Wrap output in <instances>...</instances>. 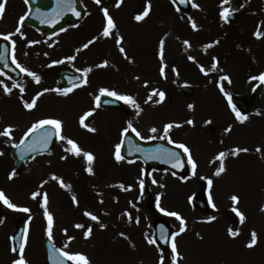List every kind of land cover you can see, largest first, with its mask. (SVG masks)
Segmentation results:
<instances>
[{
	"label": "rangeland",
	"instance_id": "rangeland-1",
	"mask_svg": "<svg viewBox=\"0 0 264 264\" xmlns=\"http://www.w3.org/2000/svg\"><path fill=\"white\" fill-rule=\"evenodd\" d=\"M189 2L191 9L183 14L170 0H122L119 7L117 0H101L100 4L83 0L91 15L77 30L69 32L73 37L86 29L91 35L88 41L94 40L85 49L90 57L84 60L79 54L73 64L80 69H91V82L86 87H96L99 80L105 83V89L122 96L130 94L139 103L145 96L156 93L130 121L120 113L109 112L101 116L95 132L84 130L81 113L92 96L87 89L65 96L48 83L39 82L28 91L10 88L11 92L5 94V79L0 74V131L8 126L13 129L11 139L0 136V191L18 207L30 209L24 213L4 204L0 208L3 223L10 224L9 229L0 227V264H12L20 256L11 251L12 218L27 222L23 251L27 264L43 263L47 220L40 204L45 193L47 208L53 217L51 241L57 249L83 254L89 264H159L162 256L164 264H171V246L162 253L156 243L147 242L154 239L152 223L157 218L171 225V244L172 233L179 231L180 221L157 209L158 195L165 212H177L186 222L185 232L175 237L177 264H264V83L250 80L264 73V35L260 38L254 35L258 30L264 33V0H229L223 8L239 14L234 22L221 19L222 0ZM194 3L199 7H193ZM149 4L148 16L136 21L134 17ZM104 8L115 24L108 37L101 35L107 24ZM192 22L197 25L196 29ZM24 31L41 38L32 30ZM117 36L122 37L121 46L127 58L119 51ZM64 39L69 41L68 35ZM161 40L164 41L163 76L159 57ZM210 44L211 47H206ZM189 56L195 59L189 60ZM20 58L18 61L16 56L15 60L21 67L29 71L37 69L29 57L21 55ZM213 58L217 63L215 70L211 67ZM104 61L108 62L107 66L97 67ZM201 66L207 74L201 72ZM95 69L98 77L94 80ZM23 74L28 77L27 73ZM223 76H228L230 82L222 80ZM182 85L194 89L191 96L180 93ZM161 90L165 96L157 103L160 99L156 96ZM37 91L42 95L35 108L25 109L23 102H31L37 97L34 94ZM224 93L250 103H247L250 110L244 114L248 117L245 122L237 121ZM94 94L97 97L96 91ZM125 105L132 106L128 102ZM189 105L193 107L190 109ZM48 118L62 121V135L75 141L81 154L65 151L70 145L58 139L54 149L26 161L23 169L9 179L13 173L9 149L20 142L34 122ZM188 120L193 124H188ZM128 121L136 128L144 127L145 131L154 126L164 128L169 123L180 125L170 131L182 132L178 144L189 149L186 153L189 174L184 178L160 171L142 179L145 171L138 161L117 162L115 146L119 129ZM229 127L231 130L225 132ZM258 147L261 152L256 151ZM235 148L249 151L233 156ZM84 152L91 153L95 159L89 163ZM221 152L226 154L225 171L217 176L215 172L221 164L217 157ZM82 159L86 164L81 163ZM88 167L92 168V174L86 171ZM60 180L66 187L60 186ZM141 180L143 188L139 184ZM199 180L207 182L205 192L210 210L207 215L199 213L191 204ZM208 180H212L210 187ZM33 192L40 193L35 200ZM233 195L239 198L236 204L231 200ZM234 207L243 214V222L232 211ZM85 211L97 216L98 221L86 217ZM232 215L237 220L230 222ZM208 217L215 219L209 221ZM101 223L104 228L100 227ZM77 224L84 227L77 228ZM89 226L92 232L85 238L83 233ZM230 228L238 235L230 237ZM253 231L257 234V243L249 248L246 245Z\"/></svg>",
	"mask_w": 264,
	"mask_h": 264
},
{
	"label": "snow or ice",
	"instance_id": "snow-or-ice-1",
	"mask_svg": "<svg viewBox=\"0 0 264 264\" xmlns=\"http://www.w3.org/2000/svg\"><path fill=\"white\" fill-rule=\"evenodd\" d=\"M95 2L97 4H100L101 0H95ZM182 2H183V0H182ZM228 2H229V0H222V3H221V7H222L223 10L220 12V17H221L222 20H225V21H227L228 16L230 15V11L227 8H223V5L224 4H227ZM5 3H6V0H3V2H0V18H2V14L5 11ZM24 3L25 4H28L29 3V0H24ZM58 3H61L63 5V7L66 8L67 10L71 11L73 13V15H76V16H79L80 15V13L77 12L76 9H75V7H74L75 0H58ZM121 3H122V0H117L116 6L119 7ZM192 6L193 7H197V8L199 7V5H197L195 3ZM149 10H150V4L147 7H145V9L143 10L142 13L137 14L134 17V19L136 21L143 20L145 17L148 16ZM102 11L104 13V17H105V19L107 21V24L104 27L101 35L103 37H108V36H110L112 34V29L115 28V24H114V22L112 20V17L109 15L108 9L107 8H104V9H102ZM24 19H25V17L24 16H21L20 17V21L18 23H22ZM41 22L43 23L44 21L41 20ZM192 27H193V29H196L197 28V25L195 24V22H192ZM19 32H20V27L18 26L16 28V33H19ZM12 35H14V33H10V34H0V36H2L3 39H5V40L10 39V37ZM254 35L257 38H260L262 35H264V33H261L258 30L256 33H254ZM14 43L15 42L13 41V49H14ZM92 43H94V40H89L87 43H85L83 45V48H88L89 45L92 44ZM184 43L185 44H188L189 42L188 41H184ZM116 44L119 47V51L122 54L125 55V58H127V54L125 52V49L121 46V44H122V37L117 36V38H116ZM211 46L212 45L210 44V45H207L206 47H211ZM159 57H160V60H161L160 74L163 76L164 75V41L163 40L160 41ZM68 59L69 60H72V59H75V57H69ZM188 59L189 60H194L195 58L192 57V56H189ZM2 60H3V56L0 55V61H2ZM213 60H214V62H213V64H212L211 67H212V70H215L217 68V63L215 62V58H213ZM12 63L16 64V67L17 68H20V71L21 72H25V73H27V75L31 76L36 83H39L40 82V77L36 73L31 72L28 69L21 67V65H19V63H17V61L15 60L14 56H13V59H12ZM107 63H108L107 61H104L101 65H97V67L107 66ZM83 71H84V74L86 76L87 73L91 71V69L88 68V69H84ZM174 71H175V69H174ZM201 72H204L205 74H207V71L205 70V68L203 66H201ZM76 79H79V77H77ZM221 79L222 80H227V81L230 82V79H229L228 76H223V77H221ZM250 80H259L262 83H264V73H261L259 76L250 77ZM83 82L86 84L87 83V79H85ZM75 86H79V85H75ZM14 87H19V86L18 85H14ZM72 90H73L72 88H69V89H66V90L55 89L56 92H58V93H60L62 95H65V96L68 95V93L71 92ZM220 90H221V92H224L223 87H221ZM20 91L23 92L24 89L21 88ZM44 91L46 92V91H49V90L48 89H45ZM4 92H5V94H9L11 92V89L5 85L4 86ZM100 92L102 94L103 93H107V95H109V96H114L117 99L124 100L125 102L131 103L133 105L136 104L135 100L131 96H122V95H119L115 91H109V90L103 89V88L100 89ZM39 95H42V93H38L37 94V97H34L31 102L24 101L23 102L24 108L27 109V110H29V111H31L32 109H34L35 106H36V102H37V99H38ZM153 95H156V93L153 92L148 97V99L151 100ZM224 95L228 98L229 106L232 108V111L235 113V116H236L237 121H239L240 123L245 122L248 119L247 115H244L240 111H237V109L235 108V106L232 105L231 97L228 95V93H224ZM164 96H165V94L163 92H159L160 100L159 101H156V102L159 103V102L163 101ZM96 99L99 100V97H96ZM136 107L139 108L138 105H136ZM188 107L191 109L193 106L192 105H189ZM87 115H91V112L88 113ZM80 123H81L82 126H86L84 124V118L83 117H81ZM187 123L191 125V124H193V121L192 120H188ZM208 123H210V121ZM46 126H50V128H46ZM174 126L175 127H180V125H178V124L177 125H173L171 123L164 125V128H163V136H161L160 138L161 139L167 138L169 131ZM130 129H131L132 132H134L136 134V136L140 137L141 139L144 138V137L141 136V134H140L139 131H137L135 128L132 127L131 123H129L128 126L122 130L121 136L123 137L125 134H127ZM88 130L89 131H92V132H95L96 131V129H94V128H89ZM230 130H231L230 127L229 128H226L225 129V132H228ZM12 131H13L12 127L11 126H8L3 131H0V136L8 137L9 139H11L12 138V136H11ZM149 131L151 133H156L157 132V129L155 127H153L151 129H149ZM35 133H40V135L37 138V140L34 141L33 145H30L29 146L30 150H32V151H35V144H37V143L43 144L46 147L47 144L50 142L53 134H55V136L57 137V139H59L61 141H66V143L68 145H70V147L67 148V149H65V151L71 152V153H73L74 155H77V156H79L81 154V151L82 150L79 148V146L77 145V143L75 141H73L72 139L66 138L65 136L62 135V121H60L58 119H52V118L42 119V120H39V121L34 122L31 125V127H29L27 129V131L24 132V135H23V137H21L19 144L18 145H13V146L14 147H19L20 145H23L25 143V140L31 134H35ZM155 138H156L155 136L148 137V139H155ZM169 143H173V141L171 139H169ZM115 147H116L115 159L117 160V162H120L121 160L124 159V157L120 154L121 145L120 144H117ZM177 147L183 149V151L185 153H188L189 152V149L185 145H183V144H177ZM137 151H139V149H137ZM247 151H249V150L246 149V148H235V149L232 150V153L231 154L233 156H235V155H238L240 152H247ZM256 151L257 152H261L262 150L258 147L256 149ZM0 154H2V153H0ZM83 155L87 159V161H89V163H91L95 159V157L91 153L84 152ZM166 155L168 156V158L170 160L177 161V163H174L173 164V167H177L178 164H179V154L176 153V152H169ZM225 155L226 154L224 152H221V153L218 154L217 159H220L221 160V164H220L219 169L215 172V175H217V176H219L223 171H225V166L223 164V157ZM64 158L65 157H62V159H64ZM188 159H189V162L192 163L193 169H195V167H196L195 162L192 161V158H191L190 155H189ZM86 171L89 174H92V171L93 170H92L91 167H88L86 169ZM14 174L15 173L10 174L9 179H11ZM52 178L53 179H59V178H57L55 176H53ZM143 183L144 182L141 180L140 181V184H141V187L142 188H143ZM153 183H155V181H153ZM208 185H209V187L212 185V180H208ZM60 186L61 187H66V185L64 184V182L62 180H60ZM39 195H40L39 192H33L32 193V199H34V200L37 199V197ZM72 200H73V203H76L77 202L75 196L72 197ZM231 200L233 201L234 204H236V203H238L239 198L237 196L233 195L231 197ZM0 201H2L3 204L5 206H7L9 209H13V210L20 211V212H24V213H27V212L30 211V209L27 208V207L21 208V207H18L16 204L12 203L5 196V194L2 191H0ZM156 201H157V204H156L157 209L160 212H164L166 215L175 217L178 221H180L179 231L172 233V241L173 242L171 244V250H172L171 264H177V260L179 258V253L177 251V247H176V244H175V237L178 236V235H180L181 233L185 232V230H186L185 223L186 222L180 216V214L177 213V212H165V210L160 207V204H159L160 196L159 195L157 196ZM47 203H48V196L45 193V194H43V202L40 204V207L44 209L43 215H44V218L47 220V227L45 229V235L47 236L48 240L51 241L52 240L53 217H52L51 213L49 212V210L47 208ZM209 203L210 204L212 203L211 196H209ZM213 207H215V205H213ZM232 211L235 212L236 215L240 217L241 222H243V220H244L243 214L240 213L238 211V209L235 208V207L232 209ZM84 215L86 217H90V219L93 220V221H98V217L95 216L94 214H92L91 212L85 211L84 212ZM29 219H31V217H29ZM129 219H131V217H129ZM214 219H215V217H208V220L209 221H212ZM3 222L4 221L2 219H0V223H3ZM75 227H77V228H83L84 225L77 224V225H75ZM100 227L101 228H104L105 225L101 223L100 224ZM26 232H27V229H25V233ZM91 232H92V228H91V226H89L87 228V230L84 231V233H83L84 237L85 238H88L91 235ZM121 235H124V234L121 233ZM228 235L230 237H235V236L238 235V232L237 231H234L233 229L230 228L228 230ZM71 239H72V237H69V240H71ZM146 239H147V237H146ZM147 242L149 244H155L156 243L155 239H147ZM256 243H257V234H256L255 231H253L251 233V239H250V241L248 242V244L246 246L249 247V248H251ZM25 244H26V236H25L24 242H22L19 245V253H20L19 259L13 260L12 261V264H27V261L25 260V258L23 256V251H24V248H25ZM65 247H67V246H65ZM11 251L14 252V253L17 252V248L16 247H13L11 249ZM54 251L59 253V257L57 258V264H63V260H61L60 257H63L66 260L72 261L73 264H89L87 257H85L81 253H70V252H68L66 250H61V249H54ZM159 264H164V257L163 256L160 258Z\"/></svg>",
	"mask_w": 264,
	"mask_h": 264
},
{
	"label": "water",
	"instance_id": "water-1",
	"mask_svg": "<svg viewBox=\"0 0 264 264\" xmlns=\"http://www.w3.org/2000/svg\"><path fill=\"white\" fill-rule=\"evenodd\" d=\"M174 4L184 12H188L190 5L188 0H172ZM48 2H52V0H48ZM74 7L77 12L80 13L79 16L73 15V13L63 5H54V6H31L29 8V12L24 19V23L30 24L33 27L37 28L39 31L45 32L46 34H52L59 29H62L68 25L76 24L83 16V9L78 0H75ZM237 15L230 13L228 19L235 20ZM51 19V20H50ZM41 20L44 22L42 23ZM0 69H2L5 73H7L11 78L17 80L20 77V72L9 62L8 58H3L0 61ZM79 77V79H76ZM82 81V76L75 71H71L68 69H58L57 70V82L58 84L63 87L67 88L72 86L73 84L79 83ZM181 91L186 94L190 95L192 93V88L188 86L181 87ZM107 96H102L100 102H103V105H109L115 107L117 109L122 108L120 102H107ZM107 100V101H104ZM233 103L236 104L239 109L243 112L248 110L247 104L238 98H233ZM46 128H50V126H46ZM40 133L31 134L26 140L23 145H20L17 148L11 149L10 153L15 160V170H20L23 166L24 161L27 158H31L36 154L46 153L48 152L53 146L55 141V134H53L50 142L45 147L43 144L37 143L35 144V151L30 150L29 146L33 145L34 141L37 140ZM140 151H136L132 153L130 150L129 145L127 144V140H124V146L122 148V154L128 158L131 156H140L141 158L146 160V157L143 154L142 148H137ZM146 150V149H144ZM179 154V164L177 167H173L174 163H177L175 160H170L168 156L164 157L160 163L161 167H164L174 173L183 175L186 174L189 170V167L180 151H176ZM134 154V155H133ZM204 185L203 181L199 182V189L195 197H193L192 202L194 205L202 212L207 211V207L205 204V197H204ZM24 232V225L20 222L16 223V229L13 236L14 246L19 250V245L22 243V235ZM154 232H155V239L162 248L163 251L169 248V234L170 228L164 223L163 221H156L154 224ZM56 249L52 243L48 240L46 242V260L44 264H57V258L59 257V253L55 252ZM63 260V264H70L66 259L60 257Z\"/></svg>",
	"mask_w": 264,
	"mask_h": 264
},
{
	"label": "flooded vegetation",
	"instance_id": "flooded-vegetation-1",
	"mask_svg": "<svg viewBox=\"0 0 264 264\" xmlns=\"http://www.w3.org/2000/svg\"><path fill=\"white\" fill-rule=\"evenodd\" d=\"M3 2V0H0ZM29 4H25L24 0H6L5 3V11L2 14V18H0V34H10L14 33L10 37V39L6 40L10 47V56H18V61H20V56L31 57L33 60H36L37 71L36 74L40 77L41 83H48L51 87H54L55 83V70L57 67H73L72 62L75 59L69 60V57H77L79 52L84 53L86 48H83V45L88 42V35L85 30H81L78 36H73L72 33L68 32L66 34H53L51 36H46L38 33L33 28L23 25L22 23H18L20 21V17L24 16ZM89 13H87L88 16ZM20 27V32L16 33V28ZM76 27H69L65 30H71ZM32 30L38 33L41 38H35L33 36L29 37L23 30ZM63 30V31H65ZM61 33V32H60ZM59 34V35H58ZM64 35H68L69 41L64 39ZM3 38L2 36H0ZM13 41L14 49H13ZM61 47L63 49H61ZM35 73V72H34ZM22 80L16 82L14 85H20ZM36 82L33 80L31 76L28 75L22 82V86L24 91H28L31 86L35 85ZM81 86V85H80ZM20 87V86H19ZM16 87V91H20L21 88ZM79 86H75L72 89L75 90ZM97 99H89L85 106V115H84V123L86 125L94 123L96 127L94 129H99L98 126L100 124V118L103 113L116 112L110 108H103L101 106H97ZM91 112V115H87ZM135 112L134 108H131L130 111L125 112V115L130 117L133 116ZM92 128V127H91ZM84 130H88L89 128H83ZM89 131V130H88ZM132 132V131H129ZM141 136L144 137L143 140L146 142H161L167 141L169 139L175 143L180 138V132L174 134L172 131H169L168 137L161 139L163 136V131L161 129H157L156 133H151L150 131H139ZM134 133V132H133ZM136 135V134H135ZM150 136H155V139H148ZM121 139V136L119 140ZM160 171L159 169H154ZM1 218H3V214L1 213ZM0 218V219H1ZM14 218L11 219L13 221ZM0 227L10 228V224H1Z\"/></svg>",
	"mask_w": 264,
	"mask_h": 264
}]
</instances>
